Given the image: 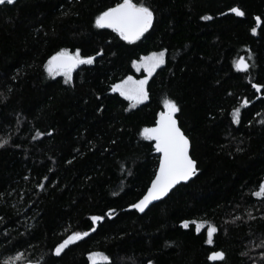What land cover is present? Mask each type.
I'll return each mask as SVG.
<instances>
[{
    "label": "trees",
    "instance_id": "1",
    "mask_svg": "<svg viewBox=\"0 0 264 264\" xmlns=\"http://www.w3.org/2000/svg\"><path fill=\"white\" fill-rule=\"evenodd\" d=\"M117 2L0 5V138L9 140L0 148V261L20 251L21 263L88 264L87 253L100 251L112 264H264V198L252 195L264 181V90L252 87L264 84V25L254 20H264V0H147L156 18L134 44L94 27L95 16ZM237 6L244 17L229 11ZM61 48L103 55L65 84L44 69ZM163 49L150 99L130 108L111 85L144 75L132 60ZM249 53L255 66L234 70L233 59ZM166 95L181 108L177 119L199 171L139 213L129 205L158 164L153 142L139 132L155 123ZM245 98L241 123L233 124ZM37 131L43 135L34 140ZM93 215L105 219L93 225ZM183 220L215 225L214 244L205 243L206 226L198 235ZM85 231L88 237L53 254L68 235ZM214 250L226 259L209 261Z\"/></svg>",
    "mask_w": 264,
    "mask_h": 264
},
{
    "label": "snow or ice",
    "instance_id": "2",
    "mask_svg": "<svg viewBox=\"0 0 264 264\" xmlns=\"http://www.w3.org/2000/svg\"><path fill=\"white\" fill-rule=\"evenodd\" d=\"M16 2L17 0H0V5L15 4ZM229 11L237 17L246 15L245 11L238 6L230 8ZM155 18V9L147 0H140V2L119 0L114 6L107 7L95 16L94 27L97 29H110L120 40L128 44H134L149 32L153 27ZM201 19L211 20L212 17L205 15ZM254 20L257 27L264 25V20H262L261 16H255ZM257 27L251 29L253 34H256ZM166 53L167 49H163L132 60V68L137 72L143 71L146 75L142 79H135L131 75L126 76L118 83L111 85V92L119 93L121 97L129 101L130 108H135L148 101L150 99L149 80L154 76L157 69H161L165 65ZM102 55V49L95 52L94 55H84L80 48L75 50L61 48L47 59L44 69L49 77L54 78L62 75L64 83L70 84L74 69L80 65H93L97 57ZM252 59L251 53L247 57L238 56L233 59L232 68L237 72L247 73L250 68L255 66L250 63ZM252 87L257 92L264 90V84L253 83ZM249 102L245 98L242 100L240 107L233 109L231 113L233 124L241 123V108L247 107ZM161 105L162 109L157 113L155 125L144 127L139 132L143 140L154 142L153 150L159 154L158 167L147 188V192L137 202L129 205L130 209H135L140 213H144L153 201H159L167 197L178 185L189 182L199 171L197 161L190 154V138L182 130L177 119V114L181 111L178 102L166 95L162 98ZM48 134L51 135V133ZM41 135L43 134L37 131L33 139H38ZM8 143V139L0 138V148H3ZM68 163H71V161H68ZM44 179H47V177ZM38 186L41 189L44 188L43 183ZM116 194L115 192L113 193V195ZM252 195L264 198V181L260 182L258 190L253 192ZM113 212L114 210L110 209L106 215L111 217ZM90 219L93 225H98L105 219V216L93 215ZM235 219L238 220L240 218L236 217ZM193 225L195 226V233L198 235L206 226L205 243L207 245L214 244V236L218 232V228L215 225L208 224L206 221L196 220H183L181 222V227L184 229H189ZM92 231H96V228L93 227ZM89 235L90 233L87 231L82 233L73 232L54 247L53 254L59 257L70 245L82 241ZM259 246L264 247V241ZM241 255H247V253H242ZM207 259L212 262L224 261L226 253L223 250H214L208 254ZM22 260L23 253L17 251L15 255L8 256L0 261V264H21ZM87 262L88 264H112L110 257L100 251L88 252ZM27 264H31V261L29 260ZM148 264H153V261L149 260Z\"/></svg>",
    "mask_w": 264,
    "mask_h": 264
},
{
    "label": "water",
    "instance_id": "3",
    "mask_svg": "<svg viewBox=\"0 0 264 264\" xmlns=\"http://www.w3.org/2000/svg\"><path fill=\"white\" fill-rule=\"evenodd\" d=\"M154 125H155V123H154L152 126H154ZM152 126H151V127H152ZM153 143H154V142H153ZM154 152H155V151H154ZM155 153H156V152H155ZM156 154L158 155V163H159V154H158V153H156ZM157 167H158V164H157ZM157 167H156V169H157ZM155 171H156V170H155ZM154 174H155V173H154ZM153 177H154V176H153ZM151 180H152V179H151ZM150 183H151V181L149 182V185H150ZM186 183H187V182H186ZM149 185H148V186H149ZM147 188H148V187H147ZM147 188H146L145 192L142 194V196L147 192ZM142 196H141L140 198H142ZM140 198H139V199H140ZM139 199H138V200H139ZM163 199H164V198H163ZM138 200H137V201H138ZM137 201H136V202H137ZM159 201H160V200H159ZM155 202H158V201H153L151 204H153V203H155ZM151 204H150V205H151ZM150 205H149V206H150ZM136 211H137V210H136ZM137 212H138V211H137ZM139 213H140V212H139ZM21 264H27V262H25V263H21ZM31 264H35V263L31 262Z\"/></svg>",
    "mask_w": 264,
    "mask_h": 264
},
{
    "label": "rangeland",
    "instance_id": "4",
    "mask_svg": "<svg viewBox=\"0 0 264 264\" xmlns=\"http://www.w3.org/2000/svg\"><path fill=\"white\" fill-rule=\"evenodd\" d=\"M154 52V51H153ZM150 53V52H149ZM148 53V54H149ZM145 55H147V54H145ZM142 56H144V55H142ZM144 75H146V73H144ZM144 75H142V76H140V77H138V78H136V77H134L135 79H142L143 77H144ZM125 78V77H124ZM129 106H130V102H129Z\"/></svg>",
    "mask_w": 264,
    "mask_h": 264
}]
</instances>
